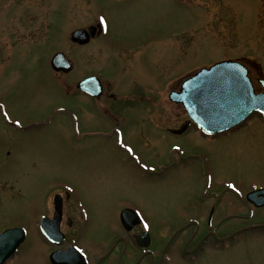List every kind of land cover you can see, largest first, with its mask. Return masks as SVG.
<instances>
[{
  "label": "rangeland",
  "instance_id": "rangeland-1",
  "mask_svg": "<svg viewBox=\"0 0 264 264\" xmlns=\"http://www.w3.org/2000/svg\"><path fill=\"white\" fill-rule=\"evenodd\" d=\"M190 1L189 4L182 0H123L109 6L106 0H0V58L5 55L14 58L19 54L14 65L18 63L24 69L20 88L15 80L12 83L10 75L7 77L0 71V99L9 112L24 118V128L33 131L29 143L32 147L27 152L28 166L34 162L37 170L30 169L29 177H67L83 183L79 186L95 207L90 229L98 236L108 225L118 228V218L112 215L110 201V197L118 195L137 200L152 225L159 224L163 218L179 220L180 224L181 218L190 216L191 209L201 201L202 178L190 162L193 157H189L183 164L189 169H175L168 176L164 173L158 174L156 179L144 180V174L140 173V177L131 168L127 155L118 151L111 141L95 137L89 141L71 138L61 121L66 113L55 111L53 105L60 104L68 111L73 102L68 96H55L54 86L48 79V61L54 52L62 51L74 63L67 79L85 74L88 68L101 71L122 98L130 95L133 86H140L146 94L149 91L153 111H143L139 104L133 108L123 107L118 116H129L133 121L126 130L131 135V143L142 151L136 154L155 162L150 151H163L175 136L168 135L159 126L151 128L143 121V116H153V113L162 119L186 116L180 106L167 100V92L176 87V79L225 58L247 55L264 64V24H256L253 10L258 2L262 7L259 22H264V0ZM94 13L107 20L112 34L118 36L116 40L135 38L142 32L151 33L152 38L144 36L145 39L133 47L128 62L110 50L99 49L101 40L93 42L94 46L74 44L70 40L71 32L95 23ZM81 113L83 129L87 124L85 116H89L91 125L103 123L95 117L102 116L97 108ZM57 116L59 121L45 122L48 117ZM1 129L0 126V141L5 139ZM235 133L231 139L203 142L188 131L185 143H180L187 150H199L204 157L209 153L212 162L208 167L213 180L232 179L244 192L249 186L264 184V122L258 116H250ZM111 183L116 187L110 188ZM32 191L23 197L24 201L15 199L11 203V199H7L1 211L26 205L32 211L37 209ZM223 196L220 205H227V211L234 210L232 205H235L240 215L222 221L223 232L264 220V210L250 217L248 205L231 193ZM205 218L203 215L202 221ZM220 250L205 254L194 263L174 258L170 264H264V227L241 232L232 238L230 248Z\"/></svg>",
  "mask_w": 264,
  "mask_h": 264
},
{
  "label": "flooded vegetation",
  "instance_id": "flooded-vegetation-1",
  "mask_svg": "<svg viewBox=\"0 0 264 264\" xmlns=\"http://www.w3.org/2000/svg\"><path fill=\"white\" fill-rule=\"evenodd\" d=\"M106 1L109 6H114L123 0ZM182 1L191 3L190 0ZM261 8L258 2L253 6L256 24H264L259 22L258 17V14L262 13ZM94 19L95 23L85 28L93 33H90L89 41L84 45L94 46L96 43L93 42L101 40L99 49L110 50L126 62L128 58L130 59L129 55L133 52V47L141 39H145L144 36L152 38L151 33L142 32L135 38L116 40L118 36L112 34L106 19L103 18L101 22V18L96 15ZM15 49L18 50V48ZM5 53L6 50H4ZM18 55L15 54L14 58L9 55V57L2 56L0 61L3 65L0 66V71L7 77L10 75L12 83L15 80L17 82L15 84L20 88L23 78L21 72L24 69L18 63L14 65ZM48 63V79L54 86L55 96L62 94L70 97L73 102L70 103L68 111L60 104L53 105L55 111L66 113L67 116H62L61 121L67 126L66 131L71 138L80 137L89 141L95 137L111 141L118 151L126 154L130 159L131 168L136 170L139 176L140 173L145 175L142 177L144 180L156 179L158 174L167 173L168 176L175 169L177 171L180 168L189 169L183 164H186L189 157H193V161L190 160V162L193 168H196L203 183L199 193L201 201L191 209L193 213L190 216L181 218L180 224L179 220L173 222L170 218H163L159 224L152 225L137 200L122 195L110 197L112 215L118 218V228L115 225H108L104 233L98 236L93 229H90L91 216L93 211L95 212V207L87 192L79 186L83 183H76L67 177H29L30 169L37 170L36 166H33L34 162L31 163V167L28 166L27 152L32 147L29 143L33 138V131L30 132L24 128L22 126L24 118L21 119V116L9 112L8 107L3 105V99H0V126L5 138L0 141V208L7 199H11V203L16 201L15 199L24 201L23 197H27L31 190L38 204V208L33 211L29 205L8 212L0 209V234L5 233L0 236V264H61L53 261L50 256L53 252L66 251H68V264H170L174 258L194 263L205 254L220 252V249L224 247L230 248L232 238L241 232L246 233L254 227H264L263 220L235 226L223 232L222 221L240 216L235 205H232L234 210L231 211H227L229 209L227 205H220L224 199L223 194L231 193L244 205H248V216L253 217L256 211L264 210V205L256 206L254 202L246 199V194L263 188L264 184L249 186L243 192V190H237V181L232 179L214 181L208 167V164L212 162L209 153L207 157H204L199 150L192 148L187 150L180 143V141L185 143L188 131H191L194 137L201 138L203 142H216L231 139L237 129L207 135L194 128V124L187 116L166 119L155 116V113L153 116H143V121L151 128L156 129L159 126L168 135L175 136V140H170L163 151L159 153L150 151L152 155L154 154L155 162L147 161L143 159V156L136 154L142 151L131 143V135L127 133L126 128L131 126L133 121L129 116L118 115L123 111L121 110L123 107L133 108L139 104H142L143 111L151 109L153 111L154 104L149 91V94H146L140 86H133L129 90L130 95L122 98L114 91L112 83L101 71L88 68L86 72L84 71L85 74L80 76L78 74L77 77L67 79L66 76L73 71L74 65L70 71L62 72L52 69L50 59ZM246 64L253 79L264 77V64L261 65L254 60ZM91 75L100 80L99 95H93L92 89L83 91L78 87L81 79ZM89 108L95 110L97 108L101 111L102 116L95 117L100 118L99 121L103 123L97 126L91 125V119L85 116L87 124H83L87 129H83L79 116L82 111ZM56 121H59L58 116L55 119L48 117L45 122ZM17 137L20 139L18 140ZM109 185L110 188L116 187L113 183ZM203 215L206 216L204 221L201 219Z\"/></svg>",
  "mask_w": 264,
  "mask_h": 264
},
{
  "label": "water",
  "instance_id": "water-1",
  "mask_svg": "<svg viewBox=\"0 0 264 264\" xmlns=\"http://www.w3.org/2000/svg\"><path fill=\"white\" fill-rule=\"evenodd\" d=\"M87 39L83 29L71 33V40L78 43H85ZM52 65L65 71L70 67L63 53L52 57ZM91 80L86 78L79 85L85 88V83ZM261 83L264 86V81ZM169 99L181 103L197 126L208 134L232 128L252 112L264 117V92H255L248 69L235 60H222L199 69L185 78L177 91H171ZM258 195L264 196V189L251 192L247 197L261 204L263 199L254 200ZM52 258L66 263L62 254H52Z\"/></svg>",
  "mask_w": 264,
  "mask_h": 264
},
{
  "label": "snow or ice",
  "instance_id": "snow-or-ice-1",
  "mask_svg": "<svg viewBox=\"0 0 264 264\" xmlns=\"http://www.w3.org/2000/svg\"><path fill=\"white\" fill-rule=\"evenodd\" d=\"M101 22H103V17H101ZM131 151V149H129ZM229 187H232V185H229Z\"/></svg>",
  "mask_w": 264,
  "mask_h": 264
}]
</instances>
